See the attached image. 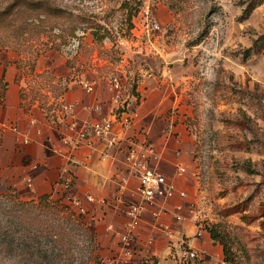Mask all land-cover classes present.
<instances>
[{
    "label": "rangeland",
    "instance_id": "obj_1",
    "mask_svg": "<svg viewBox=\"0 0 264 264\" xmlns=\"http://www.w3.org/2000/svg\"><path fill=\"white\" fill-rule=\"evenodd\" d=\"M248 1L0 0V12L19 3L0 16V50L22 67L62 62L72 81L106 82L118 112L130 100L154 107L186 170L187 217L225 264H264V1L243 19ZM54 81L49 71L33 78L31 96L59 97ZM67 229L72 264H98L97 243Z\"/></svg>",
    "mask_w": 264,
    "mask_h": 264
},
{
    "label": "crops",
    "instance_id": "obj_2",
    "mask_svg": "<svg viewBox=\"0 0 264 264\" xmlns=\"http://www.w3.org/2000/svg\"><path fill=\"white\" fill-rule=\"evenodd\" d=\"M20 58L15 52L0 50V195H12L19 201L49 196L60 203L78 198L83 216L92 227L99 260L117 264H179L174 248L184 243L205 253L197 264H225L219 245L205 232L197 237L198 228L187 217L189 193L181 181L183 175L177 174V167L182 165L176 164L179 159L174 155L169 134L157 130L154 107H136L130 100L126 112H118V104L106 91V82L95 81L93 91L87 92L81 82L69 79L70 70L62 62L49 65L42 63L41 58L29 70L20 65ZM47 71L53 73V84L62 87L63 92L57 98L50 96L43 105L31 96L30 80ZM102 120L113 123L111 145L109 139L94 138H90L89 145L76 148L63 143L65 137L73 136L71 124L82 130ZM144 141L153 144L159 157L151 159L150 165L173 184L174 192L142 214L133 256L128 259L120 237L128 221L126 207L138 202L137 183L130 176L128 158L129 151H139ZM174 164L172 173L170 166ZM66 177L71 179L67 192L62 188ZM180 192L186 197L180 198ZM87 197L92 201L87 202ZM177 206L182 207L180 212L175 210ZM175 215L182 220L177 221Z\"/></svg>",
    "mask_w": 264,
    "mask_h": 264
},
{
    "label": "trees",
    "instance_id": "obj_3",
    "mask_svg": "<svg viewBox=\"0 0 264 264\" xmlns=\"http://www.w3.org/2000/svg\"><path fill=\"white\" fill-rule=\"evenodd\" d=\"M263 1L249 0L242 18H248ZM18 4L7 6L0 16L12 14ZM23 5L27 8L28 3ZM29 5H33V11L43 10L38 2ZM79 19L88 21L83 17ZM83 217L49 196L23 202L12 195H0V264H72L70 257L76 235L67 229L68 225L80 227L88 241L95 243L92 227L83 222ZM210 237L216 241L212 234ZM223 256L224 263H229L224 250Z\"/></svg>",
    "mask_w": 264,
    "mask_h": 264
},
{
    "label": "built area",
    "instance_id": "obj_4",
    "mask_svg": "<svg viewBox=\"0 0 264 264\" xmlns=\"http://www.w3.org/2000/svg\"><path fill=\"white\" fill-rule=\"evenodd\" d=\"M87 92H92L93 87L84 83L82 85ZM114 88L118 87L115 82ZM113 86L109 87L111 91ZM72 108V107H69ZM113 123L109 120L96 121L90 124L89 129L77 130L75 124L69 126L70 132L73 136H68L63 139V143L73 146L74 148L79 147L82 144L89 145L90 138L96 140L109 139V144L113 143L110 139L112 136ZM136 147V145H134ZM139 148V146H138ZM141 150V151H140ZM158 160L159 157L155 152L154 146L150 142L144 141L139 151L131 149L129 151L130 161V176L136 181L137 186L135 194L138 198V202L130 204L126 207V215L128 221L125 224V233L121 235L120 242L122 244V250L125 256L130 259L133 256L132 246L136 239V230L141 223L142 214L149 209L155 208L160 200L166 199L172 196L174 192L173 184L169 183L166 177L161 174L157 169L150 165V160ZM186 173L184 167H177V174L183 175ZM125 182V179H123ZM71 179L66 177L63 179V190L67 192L70 188ZM180 198H185L186 195L183 192L179 193ZM121 200V199H119ZM87 202H91L92 199L87 197ZM67 206L70 210L78 215H84V210L81 207L80 200L78 198H69L67 203H61ZM181 206L176 207V211L180 212ZM177 221L182 220L180 215H175ZM202 228H198L197 237L201 236ZM204 252L188 248L184 243L177 245L174 248L175 258L179 264H197L201 255ZM98 264H117L113 260H100Z\"/></svg>",
    "mask_w": 264,
    "mask_h": 264
}]
</instances>
